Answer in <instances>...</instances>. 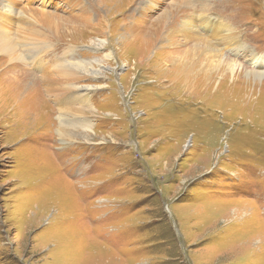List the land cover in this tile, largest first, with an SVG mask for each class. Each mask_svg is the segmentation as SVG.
<instances>
[{
  "label": "rangeland",
  "instance_id": "374dc122",
  "mask_svg": "<svg viewBox=\"0 0 264 264\" xmlns=\"http://www.w3.org/2000/svg\"><path fill=\"white\" fill-rule=\"evenodd\" d=\"M41 14L78 28L50 37L87 142L53 131L46 51L24 63ZM0 36V264H264V0H0ZM197 37L190 83L164 57Z\"/></svg>",
  "mask_w": 264,
  "mask_h": 264
},
{
  "label": "bare ground",
  "instance_id": "6f19581e",
  "mask_svg": "<svg viewBox=\"0 0 264 264\" xmlns=\"http://www.w3.org/2000/svg\"><path fill=\"white\" fill-rule=\"evenodd\" d=\"M92 7L96 8L95 5H93ZM187 10H189V9L188 8H181V11H183V12L187 11ZM204 11H205V8H201V10H199V13L203 14ZM34 23L36 24V28H35L34 32L36 35L40 36V39L37 40L38 46L35 47V49H37V50L35 52H32L31 54H29L28 56L25 55L24 63L27 65H31L29 58H31V57L36 58V55H38V52H44V51H46L48 59L54 63L53 73L45 72L42 76H40V78H38V82H41L42 84H44V88H43L44 92L53 97L54 104L56 106L54 110H56V113H57V114L55 113V118H56L57 122H56V126H55L53 131L59 137V140L61 142H67L68 140L73 141L76 138H78L80 131H83V141L87 142L90 139L89 137L91 134L90 133L91 128L89 125H87L88 123L86 121L88 119L84 116H80L83 114V111H82L80 105L85 104L88 101L90 95L92 94V89H90L89 86H85V85L81 86V85L77 84L76 81H74V79L76 78V76H74V72L71 71V69H68V68L65 69V65H64L65 62L66 63L68 62L67 64L69 67H74V66H76L78 68L80 67V64L76 63V61L75 62H69V60L71 61V59H74L73 58L74 57V54H73L74 48L68 47L67 50L63 51L60 56L57 55V52L55 55V51L52 48V38L50 37L51 33H52V35H53V33L57 34V32H59L62 29L68 30V32H70L74 28H77V26L74 25V23L67 21V19H64L61 16L55 15V14H49V15L41 14L40 16H37L36 19H34ZM164 23H165L164 20H160L158 23L159 26L156 28V37H155L156 40H160V39L163 40L164 33L162 31V25ZM90 28H92V27H90ZM188 31L189 30H187V32H186L184 30L183 33L187 34ZM234 35H235V33H234ZM197 39H199L198 44L200 46L195 50V52L191 53L189 51V52L184 53L185 55H183V56H180L179 54H176L173 52V53H170L164 57L165 61H175V60L181 58V60L176 64V66H174L176 76H178V77L182 76L183 78L186 77L187 82H190V83H191V81H189L190 79H192V78L194 79L198 76V74L203 73V66H204L203 58H204L206 50H207V46L206 45L203 46V43H201V41H203V39L201 37H197ZM69 40L71 41V39H69ZM58 41H59V39H58ZM60 41H62V40H60ZM0 44H2L4 46V48L8 52L9 56L11 55V56L15 57L16 59H23L21 57L22 54L18 53V48L16 47V44H11L10 42H6L5 39L3 40L1 38V36H0ZM97 45H98V47H101V46H103V42L100 41L99 43H97ZM60 46H61V44H60ZM65 57H67V58H65ZM194 57H196V59H194ZM47 62H49V61L47 60ZM43 66H44L43 61L41 62L39 60L38 67H43ZM234 66H233V68L231 67V72L234 71ZM255 70H260V68L257 67V69H255ZM206 71L210 72L211 70H205V72ZM76 72L77 71H75V73ZM79 74H77V75H79ZM207 75L208 74L203 76V80L205 78H207L206 77ZM254 75H257L256 77L259 76V78H261L263 76L259 71H256L254 73ZM183 78H181V79H183ZM201 78H202V76L200 78H198L196 81L199 83L200 81H202ZM78 79H81V78H76L77 81H78ZM247 95H249V94H247ZM239 107H241V106H239ZM81 122H82V124H81Z\"/></svg>",
  "mask_w": 264,
  "mask_h": 264
},
{
  "label": "crops",
  "instance_id": "0c3cea01",
  "mask_svg": "<svg viewBox=\"0 0 264 264\" xmlns=\"http://www.w3.org/2000/svg\"><path fill=\"white\" fill-rule=\"evenodd\" d=\"M111 236L110 235H104V242H110L111 241Z\"/></svg>",
  "mask_w": 264,
  "mask_h": 264
}]
</instances>
